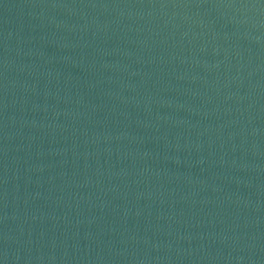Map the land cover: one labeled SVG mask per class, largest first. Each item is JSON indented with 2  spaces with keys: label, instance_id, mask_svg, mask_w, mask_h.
Masks as SVG:
<instances>
[{
  "label": "water",
  "instance_id": "1",
  "mask_svg": "<svg viewBox=\"0 0 264 264\" xmlns=\"http://www.w3.org/2000/svg\"><path fill=\"white\" fill-rule=\"evenodd\" d=\"M0 264H264V0H0Z\"/></svg>",
  "mask_w": 264,
  "mask_h": 264
}]
</instances>
